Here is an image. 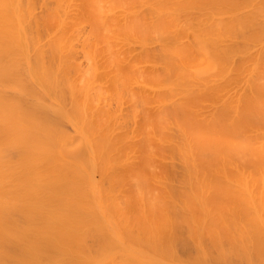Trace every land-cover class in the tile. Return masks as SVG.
<instances>
[{
  "label": "bare ground",
  "instance_id": "obj_1",
  "mask_svg": "<svg viewBox=\"0 0 264 264\" xmlns=\"http://www.w3.org/2000/svg\"><path fill=\"white\" fill-rule=\"evenodd\" d=\"M250 261L264 0H0V264Z\"/></svg>",
  "mask_w": 264,
  "mask_h": 264
},
{
  "label": "rangeland",
  "instance_id": "obj_2",
  "mask_svg": "<svg viewBox=\"0 0 264 264\" xmlns=\"http://www.w3.org/2000/svg\"><path fill=\"white\" fill-rule=\"evenodd\" d=\"M181 245L183 246V244L181 243ZM228 261H231V259L230 260H228ZM251 262V261H250ZM247 262V263H249V264H252L253 262ZM231 263V262H230ZM244 263V262H243ZM242 262H240V264H243ZM256 263H258L257 261H256ZM226 264H229V262L228 263H226ZM234 264V263H233ZM235 264H236V262H235ZM239 264V263H238Z\"/></svg>",
  "mask_w": 264,
  "mask_h": 264
}]
</instances>
